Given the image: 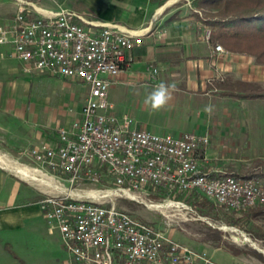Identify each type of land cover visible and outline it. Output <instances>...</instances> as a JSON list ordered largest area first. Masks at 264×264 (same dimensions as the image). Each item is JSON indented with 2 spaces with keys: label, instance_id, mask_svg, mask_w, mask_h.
I'll return each instance as SVG.
<instances>
[{
  "label": "built area",
  "instance_id": "2783aa9c",
  "mask_svg": "<svg viewBox=\"0 0 264 264\" xmlns=\"http://www.w3.org/2000/svg\"><path fill=\"white\" fill-rule=\"evenodd\" d=\"M37 13L31 17L20 5L12 22L0 25V47L10 46V55L23 63L25 72L68 78L88 89L80 116L61 130L59 143L28 151L38 165L66 172L73 180L102 165L124 193L155 187L197 193L228 210L264 205L260 178L204 168L201 155L209 136L155 133L115 112L110 91L128 65V52L141 45L139 35L69 9ZM41 207L61 235L68 264H214L206 252L97 198L46 194ZM157 207L175 208L178 214L193 210L172 201Z\"/></svg>",
  "mask_w": 264,
  "mask_h": 264
},
{
  "label": "rangeland",
  "instance_id": "374dc122",
  "mask_svg": "<svg viewBox=\"0 0 264 264\" xmlns=\"http://www.w3.org/2000/svg\"><path fill=\"white\" fill-rule=\"evenodd\" d=\"M129 1L152 4L155 8L165 6L169 20L190 18L192 25H199L192 0L165 2L162 0H0V18L16 16L21 5L27 11H31V17H37L39 15L37 12L69 9L88 19L100 20L101 11L106 5L111 3L123 5L122 9L128 10ZM11 22H7L6 25ZM3 24L4 22L0 25ZM222 49L221 52L227 51L223 46ZM230 53L243 55L245 59L236 56L238 57L236 60L247 61L258 74L259 79H262L264 87V64L256 62L252 55ZM245 61L243 62L247 63ZM157 66L160 65L150 67L153 75H158L160 72ZM66 83L71 84V88H68ZM115 83L116 81L110 91V101L114 102L116 111L130 115L137 125V121L146 118L147 111H152L144 104L146 96L152 91V86L133 79ZM18 85L20 92L21 86L24 90V94L20 93L19 96L25 99L11 98L3 111H21L24 105L28 111V103L31 111H70L71 107L78 110L87 88L82 82L53 78L39 72H23ZM3 102L5 104L6 101ZM212 112L213 115H208L209 113L206 112L207 115L203 116L202 122L206 125L211 123L213 126V133L207 134L211 136L212 143L209 148H213L214 169L223 172L228 170L225 173H230L231 169L229 170L228 167L231 166L241 176H259L264 181V111ZM245 124L252 127L251 132L245 131ZM62 129L57 130L58 137ZM31 148L11 152L7 148L0 147V172L5 171L6 176L22 177L25 180L24 186L39 191L38 195L28 194L26 201L43 198L46 194L58 196L71 194L74 197L97 198L164 230L175 241L190 244L199 252H206L214 264H232L233 260L234 264H264V217H247L243 213L247 208L228 210L202 195L171 193L155 187H149L144 192L124 193L118 189L115 179L102 165H97L92 174L83 173L78 179L73 180L66 172L37 165L28 155ZM38 167L41 171L35 172L34 169ZM18 169L26 170L35 178L23 175ZM249 170L252 172L248 173ZM165 201L186 203L193 210H184L178 214L175 208L157 207ZM172 213L177 215H170ZM69 258V252L63 245L59 231L53 230L43 215L40 218L25 219L20 223L19 228L2 230L0 226V264H68Z\"/></svg>",
  "mask_w": 264,
  "mask_h": 264
},
{
  "label": "crops",
  "instance_id": "0c3cea01",
  "mask_svg": "<svg viewBox=\"0 0 264 264\" xmlns=\"http://www.w3.org/2000/svg\"><path fill=\"white\" fill-rule=\"evenodd\" d=\"M129 2L128 10H123V5H106L101 11L100 20H97L118 24L141 37V45L128 52V65L120 73L116 83L133 79L141 84L151 85L152 90L160 82L175 86L170 105L158 112L147 111L146 118L137 121L138 128L160 134L195 132L209 136L207 133H213V126L208 123L209 127L205 128L207 125L202 122L203 116L207 115L204 109L208 105H212V111H264L263 81L247 61L236 60L238 57L245 59L243 55L217 51L210 40V30L200 24L192 25L190 18L169 20L165 6L155 8L152 4ZM13 18L14 16L0 18V24L9 23ZM11 51L10 46L0 47V147L14 152L42 143L57 145V130L71 127L73 121L80 116L88 89L83 94L84 100L78 110L71 107L70 111H31L28 103V111L25 105L21 111H3L11 98L25 99L19 96L20 93L24 94V90L21 86L20 92L18 85L25 72L24 65L10 55ZM157 64L160 65L157 66L160 72L153 75L150 67H156ZM53 78L79 82L62 77ZM240 82L242 88L239 91ZM66 86L71 88L69 83ZM111 103L115 107L114 102ZM208 115H213V112ZM245 126V131L251 132L252 127L247 124ZM251 141L253 142L252 139ZM201 157L206 170H216L213 167V148L208 146ZM228 169H231L230 173L241 176L234 167L229 166ZM34 171L41 170L38 167ZM24 182L22 177L6 176L5 171L0 172L2 230L19 228L20 223L29 217L44 216L42 197L33 201L25 200L28 194L38 195V189L24 186ZM211 255L213 257V251Z\"/></svg>",
  "mask_w": 264,
  "mask_h": 264
},
{
  "label": "trees",
  "instance_id": "16d2710c",
  "mask_svg": "<svg viewBox=\"0 0 264 264\" xmlns=\"http://www.w3.org/2000/svg\"><path fill=\"white\" fill-rule=\"evenodd\" d=\"M192 3L200 26L210 30L214 46L252 55L256 62L264 64V0H192ZM241 86L240 82L239 91ZM243 213L249 218L264 217V207L254 206Z\"/></svg>",
  "mask_w": 264,
  "mask_h": 264
},
{
  "label": "clouds",
  "instance_id": "9594fccd",
  "mask_svg": "<svg viewBox=\"0 0 264 264\" xmlns=\"http://www.w3.org/2000/svg\"><path fill=\"white\" fill-rule=\"evenodd\" d=\"M174 91V85L160 82L146 96L144 104L150 107L153 112L161 111L170 105V102L173 100ZM204 110L210 114L212 112V105L206 106Z\"/></svg>",
  "mask_w": 264,
  "mask_h": 264
},
{
  "label": "bare ground",
  "instance_id": "6f19581e",
  "mask_svg": "<svg viewBox=\"0 0 264 264\" xmlns=\"http://www.w3.org/2000/svg\"><path fill=\"white\" fill-rule=\"evenodd\" d=\"M22 166V165H21ZM12 171V170H11ZM18 171L20 172V173H22L23 175H26V176H30V177H32V178H35L34 176H32V175H30L26 170H24V169H18ZM32 173V172H31ZM39 175V174H38ZM60 186V185H59ZM54 188V187H53ZM58 190V189H57ZM61 192V191H60ZM78 192V191H77ZM85 193V192H84ZM111 195V194H110ZM114 195V194H113ZM103 196V195H102ZM133 197V196H132ZM136 198V197H135ZM151 205V204H150ZM156 206V205H155ZM154 208V207H153Z\"/></svg>",
  "mask_w": 264,
  "mask_h": 264
}]
</instances>
